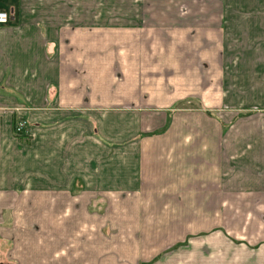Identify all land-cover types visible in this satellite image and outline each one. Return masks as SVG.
Segmentation results:
<instances>
[{
	"label": "crops",
	"instance_id": "crops-1",
	"mask_svg": "<svg viewBox=\"0 0 264 264\" xmlns=\"http://www.w3.org/2000/svg\"><path fill=\"white\" fill-rule=\"evenodd\" d=\"M241 1L150 40L0 0V264H264V0Z\"/></svg>",
	"mask_w": 264,
	"mask_h": 264
},
{
	"label": "rangeland",
	"instance_id": "rangeland-1",
	"mask_svg": "<svg viewBox=\"0 0 264 264\" xmlns=\"http://www.w3.org/2000/svg\"><path fill=\"white\" fill-rule=\"evenodd\" d=\"M215 1L216 0H47V6L51 4L50 6L53 7V20L60 21L66 18L69 22L75 23L77 20L84 25L100 23L102 26H141L151 30L148 32L150 33L148 38L151 40L154 38H161L160 34L162 32H159L156 26L162 23L178 21L182 27L185 25H196L194 21L204 24V14L199 11L204 10L206 5L213 6ZM237 1L239 0H229L231 3L230 5L237 3ZM242 2H245L246 6H250L252 3H254L253 5H257L259 0H242L241 3ZM48 16L51 17L50 14H48ZM174 18L176 20H174ZM163 33L165 34L164 37L173 38L174 36L172 33H174L178 38H196L199 39L198 42H201L200 39L204 40L206 38H211L210 32L200 30L188 31V29H181L176 32ZM212 35L214 40L219 38L215 35V32ZM243 35H247L246 37L249 35V37H251L252 32L225 31L222 36V38L225 39V47L213 46V49L223 50V54L231 61L232 57L237 55L239 49L240 51L244 49L252 50V48H249L245 44L238 43V39H243ZM239 45H241L240 48L238 47ZM245 46L246 48H244ZM204 54L205 47L203 45L198 46L197 58L200 70L202 69V65H204ZM150 74H153V72H150ZM176 105L203 107V102L199 97H192L190 99L180 100Z\"/></svg>",
	"mask_w": 264,
	"mask_h": 264
},
{
	"label": "built area",
	"instance_id": "built-area-1",
	"mask_svg": "<svg viewBox=\"0 0 264 264\" xmlns=\"http://www.w3.org/2000/svg\"><path fill=\"white\" fill-rule=\"evenodd\" d=\"M9 21V13L6 11H0V24H6ZM25 121L20 119L17 124L15 131L17 134H21L24 129Z\"/></svg>",
	"mask_w": 264,
	"mask_h": 264
}]
</instances>
